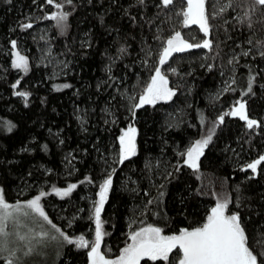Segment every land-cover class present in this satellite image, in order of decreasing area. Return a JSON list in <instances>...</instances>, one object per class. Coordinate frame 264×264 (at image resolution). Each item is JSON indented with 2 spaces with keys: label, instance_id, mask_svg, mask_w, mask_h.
I'll return each mask as SVG.
<instances>
[{
  "label": "trees",
  "instance_id": "16d2710c",
  "mask_svg": "<svg viewBox=\"0 0 264 264\" xmlns=\"http://www.w3.org/2000/svg\"><path fill=\"white\" fill-rule=\"evenodd\" d=\"M55 2L69 14L63 28L45 18L56 10L47 0H0V187L6 202L46 192L41 206L52 223L71 238L91 241L99 185L111 175L102 251L115 258L130 231L153 224L173 234L199 226L217 198L227 197L250 248L264 261V162L257 174L242 170L264 155V16L250 14L249 27L251 0H207L210 13L214 3L232 4L210 19L212 48L173 54L162 71L176 95L136 110L133 120L131 106L158 66L163 41L174 31L190 36L175 15L180 0L168 9L158 0ZM24 23L33 27L22 29ZM12 40L28 58L27 73L11 66ZM250 75L253 90L245 95ZM17 91L28 92L27 101ZM238 100L261 127L250 130L233 116L215 123ZM129 124L138 131L137 155L120 164L118 138ZM210 132L194 171L180 153ZM70 184L77 187L67 197L53 192ZM37 221L31 216L30 230ZM88 250L61 239L44 258H0V264H88Z\"/></svg>",
  "mask_w": 264,
  "mask_h": 264
},
{
  "label": "snow or ice",
  "instance_id": "6c2138e0",
  "mask_svg": "<svg viewBox=\"0 0 264 264\" xmlns=\"http://www.w3.org/2000/svg\"><path fill=\"white\" fill-rule=\"evenodd\" d=\"M7 2L11 3V0H7ZM67 2L71 4L72 0H67ZM143 2L144 0H140L141 4ZM47 3L54 5L56 9L63 8V5L55 2V0H47ZM158 3L163 9H168L174 5L175 0H158ZM180 5V11L176 12L175 15L182 17L180 21L182 27L189 28L196 26L205 38L202 42L192 43L180 31H174L173 34L163 41L162 51L159 52L158 66L155 67L154 74L151 75L142 94L138 96V101L131 106L130 112L133 120L136 116V110L146 105L155 106L161 101L167 102L172 100L176 95V91L169 87V80L164 72H162V66L167 64L168 60L175 53H183L191 49L200 48L210 50L212 42L207 38L210 35V19L221 15L227 11L228 7L232 6L229 3L227 6L219 4L217 7L214 3L212 6L213 10L210 13L207 8V0H180ZM257 11L260 12L261 16H264V0H251L249 11L245 13V17L249 20V27H251V15H255ZM68 15L66 12L58 11L45 18L56 21V26L63 28ZM20 27L22 29H30L33 25L31 23H24ZM157 39H160V37H157ZM11 46L12 49H16L17 42L12 40ZM125 51L123 48L120 49L121 53ZM12 55L14 56L12 68L27 73L29 71L28 58L21 55L19 51H14ZM243 55L247 56L248 53L245 52ZM260 55L264 57V52H261ZM231 63H233L232 60L229 61V64ZM172 72L175 73L176 69H172ZM254 81L255 76L250 75L245 95L252 92ZM18 83L19 81H17ZM17 84H14L13 88H16ZM69 87H71L69 84L63 85V88ZM56 90L59 91L60 89L57 88ZM15 95L27 101L30 94L24 91H17ZM129 99L137 98L129 97ZM225 116L239 117L240 120L246 122V127L250 130L255 127H261L260 122L249 118L246 112V103L242 100L236 101V105L230 111L220 115L215 123L217 125L223 124ZM11 130L12 127L9 126L8 131ZM136 137L137 129L133 124H129L125 129H122L121 135L118 138V162L120 164L137 155ZM212 139L213 135L210 132L206 137L194 141L184 152L180 153L184 157L183 164L197 171L199 169L198 162L200 157L204 155V150L211 143ZM262 162H264V155L248 163L246 168L242 170L246 171L250 169L255 174ZM176 170L179 171V166H177ZM112 185L113 178L111 175H108L99 185V199L94 203L90 217L95 225L94 239L91 241L86 239L84 235L71 238L52 223L41 206V198L48 193L41 191L34 199L28 200L26 204L21 205L17 203L13 205L6 202L4 191L0 189V237L8 235L5 229L9 221L18 224L19 214L22 213L23 216H29L28 211H23V209H28L31 213H34L40 219L47 222V224L51 225L56 232L60 233L63 241L68 245H75L77 249H89L87 251L88 264H142V262L143 264H149V262L151 264H264V261L259 260L258 255L254 254V251L249 246L248 236L241 223L240 214L238 212H230L229 204L231 201L227 197L217 198L214 206L210 208L205 220L199 226L181 228L177 233L173 234H164L163 228L154 226L153 224H147L130 231L127 235L125 246L119 250L115 258H109L101 250L103 238L107 234L104 231L101 213ZM76 187V184H70L65 189L54 187L53 192L63 198L69 196ZM159 195L162 197L164 193L160 192ZM148 203L151 204L153 201L149 200ZM38 235L44 238L48 236V233L40 232ZM18 239L24 241L26 237L19 235ZM51 239L55 240L56 237L53 236ZM5 251L15 256V252L9 249L7 240H0V254ZM31 252L32 248L29 247L25 255ZM7 264H14V261L8 259Z\"/></svg>",
  "mask_w": 264,
  "mask_h": 264
},
{
  "label": "rangeland",
  "instance_id": "374dc122",
  "mask_svg": "<svg viewBox=\"0 0 264 264\" xmlns=\"http://www.w3.org/2000/svg\"><path fill=\"white\" fill-rule=\"evenodd\" d=\"M58 11L62 12L61 9L55 10V12H58ZM190 28H191L190 29V36L187 39L192 43L202 42V40L205 37L203 36L202 33L199 32L198 28L196 26H191ZM199 34H200V36H199ZM193 37H194V39H193ZM207 38L209 39L210 36H208ZM14 51H19L21 53V55L24 56V53L19 49L18 46L16 47V49H13L12 52H14ZM13 59H14V56H13ZM161 70H162V68H161ZM169 87H170V82H169ZM137 136H138V131H137ZM136 144H137V137H136ZM258 168H259V166H258ZM257 172H258V170H257ZM257 172L255 174H257ZM0 189H2V188L0 187ZM110 190H109V193H110ZM109 193H108V197H109ZM98 199H99V196H98ZM26 202L27 201L18 202V203L21 205H24V204H26ZM10 204L15 205L17 203H10ZM23 211H28L29 216H23L22 213L19 214L18 215V220H19L18 224H14L12 221H9L8 226L5 229V231L8 233V235L6 237H0V240H7L8 247L13 252H15V256H12L10 254V252L5 251L2 254H0V258H15V259L19 258L18 261H24L28 258H44L48 249L53 248L55 250L57 248V244L61 241V239H63L60 236V233L56 232V230L54 228H52L51 225L47 224V222L43 221L40 218H39V220H41V222L37 221L36 224H38V225H36V228H34V230H30V227H28V222H30L31 216H34L37 218H38V216H36L34 213H31V211L28 209H23ZM101 215H102V213H101ZM26 231H29V232L26 233ZM30 232H31V234L36 235V237L31 236ZM40 232H47L48 236L41 238L38 235ZM19 235H24L26 237V239L24 241H20L18 239ZM53 236L56 237L55 240L51 239V237H53ZM16 245H18L20 247L16 248ZM29 247L32 248V252L28 255H25V253H26L25 250H28ZM101 250H102V246H101ZM20 259H22V260H20Z\"/></svg>",
  "mask_w": 264,
  "mask_h": 264
}]
</instances>
